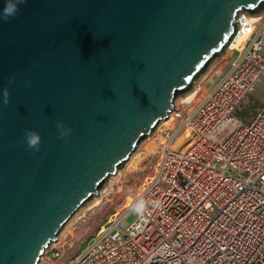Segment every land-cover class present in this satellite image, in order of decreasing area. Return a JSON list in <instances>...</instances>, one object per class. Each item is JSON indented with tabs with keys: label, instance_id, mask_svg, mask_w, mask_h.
<instances>
[{
	"label": "water",
	"instance_id": "water-1",
	"mask_svg": "<svg viewBox=\"0 0 264 264\" xmlns=\"http://www.w3.org/2000/svg\"><path fill=\"white\" fill-rule=\"evenodd\" d=\"M242 10L264 0H26L0 19V264L38 263L223 52Z\"/></svg>",
	"mask_w": 264,
	"mask_h": 264
},
{
	"label": "built area",
	"instance_id": "built-area-1",
	"mask_svg": "<svg viewBox=\"0 0 264 264\" xmlns=\"http://www.w3.org/2000/svg\"><path fill=\"white\" fill-rule=\"evenodd\" d=\"M249 14L237 17V33L250 34L235 58L169 111L173 129L130 199L59 264H264V101L247 119L239 112L264 75V15L248 23Z\"/></svg>",
	"mask_w": 264,
	"mask_h": 264
},
{
	"label": "rangeland",
	"instance_id": "rangeland-1",
	"mask_svg": "<svg viewBox=\"0 0 264 264\" xmlns=\"http://www.w3.org/2000/svg\"><path fill=\"white\" fill-rule=\"evenodd\" d=\"M258 13L263 14L264 10ZM229 44L230 42L228 45ZM228 45L224 48L223 52L216 55L209 62L191 87L176 95L175 100L178 105H182L183 102L188 101L184 100L182 96L190 92L195 87V84L199 83L200 88L198 89L199 92H197L192 99H197L200 94L210 87L212 79L223 69L228 57L232 54L229 53L228 50L235 45L232 44L230 47H228ZM236 54L237 52H233L231 58H235ZM263 101L264 75L258 80L250 94L243 99L239 106V112L247 119L254 114V110ZM159 123L153 129L152 134L149 133L145 135L139 141L137 147L132 152L134 153L132 160L128 162L127 159L123 165L118 168V173L109 175L107 180L99 187L98 193L93 194L77 209L59 232V240L53 241L50 244L47 251L40 258L38 264H59L63 260L76 254L85 246L89 238L106 219L108 214L119 208L127 199H130L141 179L150 172L152 164L158 154L157 149L160 145L159 140L167 134V132L162 130V126L166 124V122ZM188 133L189 131H186L178 138L175 147L180 146ZM93 196H97L99 203L94 204L97 198L95 199ZM52 247L61 249L63 252L61 258L57 259L51 256V252L53 251Z\"/></svg>",
	"mask_w": 264,
	"mask_h": 264
},
{
	"label": "clouds",
	"instance_id": "clouds-1",
	"mask_svg": "<svg viewBox=\"0 0 264 264\" xmlns=\"http://www.w3.org/2000/svg\"><path fill=\"white\" fill-rule=\"evenodd\" d=\"M26 0H5V5L2 11H0V19L7 21L9 19L15 18L19 13V6L25 3ZM13 80L10 79L9 83H12ZM9 89L5 87L3 89V104L7 105L9 103ZM58 129H60V135L66 136L70 133L71 129L66 128L62 123H57ZM25 140L29 148L37 149L41 143V136L38 132L33 130H27L25 132ZM138 214H143L147 210V202L139 198L137 199L134 209Z\"/></svg>",
	"mask_w": 264,
	"mask_h": 264
},
{
	"label": "bare ground",
	"instance_id": "bare-ground-1",
	"mask_svg": "<svg viewBox=\"0 0 264 264\" xmlns=\"http://www.w3.org/2000/svg\"><path fill=\"white\" fill-rule=\"evenodd\" d=\"M241 15V14H240ZM264 15V13L262 14V13H256V14H249V16L247 15V17H246V20H247V22L249 23H252V22H254V21H257V20H259L260 18H262V16ZM249 34L250 33H248V32H245V33H243L242 31H240V32H238L237 33V31L235 32V34H234V36H236V38H234V37H232L231 38V40H230V44L228 45V47H230L232 44H234L235 46L233 47H231L230 48V50H228L229 51V53H232L233 52V49L232 48H236V47H241V44H243L244 42H245V40L247 39V37L249 36ZM226 45V46H227ZM225 46V47H226ZM224 47V48H225ZM215 57V56H214ZM219 59V58H218ZM228 59H229V57H228ZM214 61V60H213ZM216 61V60H215ZM216 75V74H215ZM203 79V78H202ZM200 88V86H199V83H197V84H195V87L190 91V92H187V94H185L184 96H182L183 97V99L184 100H191L194 96H195V94L197 93V92H199L198 91V89ZM176 98V97H175ZM177 103H176V100H175V105H176ZM170 116H171V114H168V117L166 116L165 118H162V119H160L158 122H157V124L159 123V124H161V122H166V124H164L163 126H162V130L164 131V132H167V134L166 135H168L171 131H172V129H173V125H172V123H171V120H170ZM162 120V121H161ZM156 124V125H157ZM156 125H155V127H156ZM154 127V128H155ZM151 134L153 133V130L150 132ZM190 133V132H189ZM188 133V135L185 137V139L181 142V144L189 137V134ZM166 135L163 137V138H161L159 141H162V140H164L165 138H166ZM180 144V145H181ZM176 145V144H175ZM175 147V146H174ZM134 155V153H131V155L128 157V162L129 161H131L132 160V158L134 157L133 156ZM119 168V167H118ZM119 171H118V169L116 170V172L115 173H118ZM113 174V173H112ZM111 175V174H110ZM109 177V176H108ZM93 198H97V196H93ZM97 203H99V200H98V198L95 200V202H94V204H97ZM59 237V236H58ZM57 240H59V238H57ZM52 243V242H51ZM50 243V244H51ZM50 244H49V246H50ZM48 246V247H49ZM47 247V248H48ZM47 248L45 249V251L43 252V254L46 252V250H47ZM42 254V255H43ZM42 255H41V257H42ZM40 257V258H41ZM40 260V259H39ZM38 263H39V261H38ZM37 263V264H38Z\"/></svg>",
	"mask_w": 264,
	"mask_h": 264
},
{
	"label": "trees",
	"instance_id": "trees-1",
	"mask_svg": "<svg viewBox=\"0 0 264 264\" xmlns=\"http://www.w3.org/2000/svg\"><path fill=\"white\" fill-rule=\"evenodd\" d=\"M253 12H257L256 10H254Z\"/></svg>",
	"mask_w": 264,
	"mask_h": 264
},
{
	"label": "crops",
	"instance_id": "crops-1",
	"mask_svg": "<svg viewBox=\"0 0 264 264\" xmlns=\"http://www.w3.org/2000/svg\"><path fill=\"white\" fill-rule=\"evenodd\" d=\"M64 261V260H63Z\"/></svg>",
	"mask_w": 264,
	"mask_h": 264
}]
</instances>
